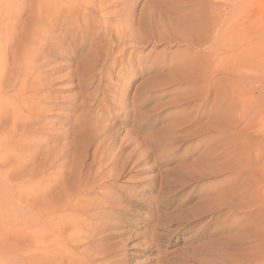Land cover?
<instances>
[{
  "label": "rangeland",
  "instance_id": "374dc122",
  "mask_svg": "<svg viewBox=\"0 0 264 264\" xmlns=\"http://www.w3.org/2000/svg\"><path fill=\"white\" fill-rule=\"evenodd\" d=\"M34 2L0 0V61L35 55L52 106L22 114L33 120L0 162V264H264V176L244 161L264 153V0H106L88 23L103 39L70 30L61 47L39 41ZM130 18L136 41L121 43ZM93 58L105 70L84 84L82 115L67 75ZM202 157L216 173L179 183ZM202 203L219 208L195 216Z\"/></svg>",
  "mask_w": 264,
  "mask_h": 264
},
{
  "label": "bare ground",
  "instance_id": "6f19581e",
  "mask_svg": "<svg viewBox=\"0 0 264 264\" xmlns=\"http://www.w3.org/2000/svg\"><path fill=\"white\" fill-rule=\"evenodd\" d=\"M105 1L106 0H104L102 2H98L97 5H94L95 1H93V0H35L34 5H33V8L35 9L34 10L35 15L31 18L32 19L31 22L34 21V23L37 24V26H36L37 29H35V30L37 32H39V41L40 40L43 41V39L46 38L47 40H50L52 42L56 41L55 44L57 46L61 47L64 45V42L69 35L68 31H70V30H73V32H74V34L71 36V38L69 36L70 40H72L73 42H75L79 39H82V38L86 39L87 37H90L92 39L93 44H96L97 42L101 41L103 39L102 38L103 35L102 36L100 34H98L96 36L93 35V31L92 32L89 31L88 23L90 20H92V19H90V16L93 13L92 10L97 11V9L102 7V4L105 3ZM113 1H115V0H113ZM27 12H33V9H28ZM61 16L63 17L62 19L59 18ZM106 20H107L106 18L103 20L101 19V22L104 23V22H106ZM59 22H60V28H58V34L53 35L52 33L54 31H57V25L59 24ZM126 22H127V25H126L125 31H122L117 36L122 41L119 40L118 38H116V40L120 41L121 43H125V42L129 43V41L135 42L136 41L135 35H136L137 30H136V27L135 28L133 27L134 22L131 18L128 19ZM187 22L189 23V21H187ZM136 25H138V29H139V27L141 28V25L143 26V23L142 24L138 23ZM144 25L146 26V23ZM191 25H193V24H191ZM148 28H150V27H148ZM41 29H44V31L42 33H40ZM92 30H93V28H92ZM67 33H68V35H67ZM133 40H135V41H133ZM117 43L115 44V47L117 46ZM31 48H33V46ZM102 50H103V47H99L98 52H101ZM30 51L32 52V50H30ZM32 57L35 60H22L24 66H20L22 64V62H20V63L19 62H12L10 64V66L7 67V65L4 61H0V124L2 121L7 120V119L9 122L6 125V126H8V128L2 129L3 132L0 131L1 132V135H0V138H1V140H0V162H3V164L6 163V162L4 163V161H8L7 159L10 156L9 154L14 152L13 150L17 149V148L15 149V147L17 145H19V143H17L16 141H13L15 139L14 136L17 135V133L21 132L23 126L27 125L28 123H30V121L33 120L31 118H28L27 116H23L22 114H24V112L34 110V109H38V108H40L41 110L48 108V110H50V108L52 107L50 105H47V104H49L48 100H47L49 98L48 96H41L40 97L41 102L38 101L39 90L35 89V88L40 86L39 82L41 81V79H40V76H38V77L32 76L34 74V72L38 69V66L35 64L37 61L36 56L34 55ZM25 61L28 63L25 64L24 63ZM98 61H99V59L93 58L92 60H82L81 62H77L75 64V67H74V70L72 71V73L67 75L70 78H74L75 80H77V85H75L74 87L80 88V92L77 96L79 98L78 99L79 103H75L74 105L69 106V108L72 111H75L76 108H79L82 112V115H83V112L86 110V108H87L86 100L88 101V99H87L88 96L85 95V93H84L85 90L87 89V85H84V84L86 82H88L90 79H92V76L90 75V73H93L94 71H96V68H98L97 70H101V71L105 70L104 67L101 68V67L96 65ZM93 64L95 65V67H89L90 65H93ZM98 91H99V89H98ZM98 91H96V92H98ZM260 114L261 113H259V116H260ZM254 117L251 116V118L247 122L248 123L251 121L256 122V119ZM260 117H262V116H260ZM81 118H83V116L81 117V115H80V117H77L78 120H80ZM239 118H241V116H238L236 119L239 120ZM236 119L234 118L233 120L237 121ZM83 120H86L85 115H84ZM75 122H76V120H75ZM247 122L245 120V123H247ZM45 124H48V123L45 122ZM257 124H259V123H257ZM262 124H259L256 127L259 130H261V128L263 129V127H264V125H262ZM81 125H82V123H81ZM84 125H85V122H84ZM261 125L263 127H260ZM81 128H83V127L81 126ZM79 129H78V132H79ZM85 130H86V128H83L79 132L80 133L79 135L82 136L81 133L83 134ZM86 132L88 133V138H91V141H92L93 137H96V136L97 137L98 136L104 137L103 140L101 141V144L104 143L105 141H107L108 138L110 139L112 137V135L111 134L108 135V132L105 130V128H102V127L100 128V127L95 126L94 129L91 127L89 129H87ZM260 133H261V131H260ZM83 135L85 138H87L86 137L87 135L86 136H85V134H83ZM79 138L80 137H78L77 139H79ZM95 139H97V138H95ZM95 139H93V140H95ZM73 140H74V138H73ZM79 140H81V139H79ZM75 141H77V140H74V142ZM85 141H87V139H85ZM158 142H160V141H158ZM87 143H89V142L87 141ZM87 143H85V144H87ZM71 144L74 145V143H71ZM68 146H70V144ZM160 146H162V148H163V146H167V144H164L163 142H161ZM65 147H67V146H65ZM63 148H64V146H63ZM18 150H19V148H18ZM216 150H217V148H214L212 150V153ZM143 152L146 153V151H143ZM139 154H140V152H139ZM263 155H264V153L260 149V150L255 151L253 154L249 153L248 157L244 159V161L249 162V165L253 164V166L256 168L255 169L256 172L258 171L257 175L259 177H261L260 179H257V184L259 186L261 185L262 177L264 176L262 174L264 172V170H263L264 169ZM144 156H147V155H144ZM159 156H161V155H159ZM138 157H139L138 159L133 160V164L130 167L131 170H133L136 167V165L139 164V161H138L139 159L141 161V158L143 157L142 153ZM142 160H143V158H142ZM207 160H208V158H205V159L203 158L202 160L199 159L198 161H196V164L201 165L202 169L199 170L198 172H195L191 176L189 175L187 170L184 171V169L182 168L183 170L181 171V173L179 175H176V178L179 180V183L185 181L188 178L193 180V179H196V178L199 179L200 177H202V179H203L205 177H209L210 174L216 173L217 167H215L216 169L214 168L215 170L212 168H211L212 169L211 170V169H209V167H207V165H205ZM125 163H126V161H124L123 166H125ZM126 165H128V163H126ZM129 166H130V164H129ZM226 169H227V167H226ZM219 170H220V167H219ZM113 175H114V173H113V171H111L110 173H107L106 177L111 178ZM27 176L29 177V175H27ZM191 180H189V181H191ZM193 181H196V180H193ZM20 182H21V180H20ZM18 183H19V181H18ZM227 193L229 194V193H231V191H229ZM262 196H264V193L262 194ZM211 200H210V202H211ZM206 202H208V201L206 200ZM228 202H229V200H228ZM106 203H108V202L105 201L103 204H106ZM212 204H213V202H212ZM199 205L196 207L197 211L195 210V213H194L195 216H197V215L202 216L203 213H212V212L214 213L213 210L219 208L217 206H213L210 204H209L210 206L208 205V207H203L202 206L203 203L200 206ZM228 209H231V207ZM233 209H235V208H233ZM222 212L220 211V212H218L217 215H213L211 217V219H217L220 216H225V215L229 214L228 212H226V213H222ZM245 218H248V217H246V216L241 217V219H245ZM258 245L259 244H257V246ZM218 262H216L215 264H219ZM231 262H233V261H231Z\"/></svg>",
  "mask_w": 264,
  "mask_h": 264
}]
</instances>
